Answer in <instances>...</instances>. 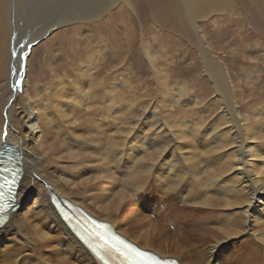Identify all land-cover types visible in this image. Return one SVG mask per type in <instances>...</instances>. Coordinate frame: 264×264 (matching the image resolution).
I'll list each match as a JSON object with an SVG mask.
<instances>
[{
	"label": "bare ground",
	"instance_id": "bare-ground-1",
	"mask_svg": "<svg viewBox=\"0 0 264 264\" xmlns=\"http://www.w3.org/2000/svg\"><path fill=\"white\" fill-rule=\"evenodd\" d=\"M10 1L0 0V132L19 157L21 178L16 211L0 229V264H100L61 220L55 196L109 223L141 249L180 264H264L263 58L251 56L247 71L232 75L202 29L210 17L239 11L237 3L151 0L159 13H170L195 31V54L212 92L201 104V93L186 81L171 82L175 74L168 68L177 59L167 56L162 63L168 43H157L154 50L143 44L155 85L135 106L131 96L120 98V91L140 82L125 63V85L115 75L104 79L117 71L95 60L105 44L88 43L80 76L70 87L57 76L51 85L31 89L26 67L21 89L15 85L30 42L57 26L99 21L119 10L131 38L129 12L137 13L131 0H64L61 8H75L73 14L29 36L16 68L7 69ZM4 140L0 137V153Z\"/></svg>",
	"mask_w": 264,
	"mask_h": 264
},
{
	"label": "rangeland",
	"instance_id": "rangeland-1",
	"mask_svg": "<svg viewBox=\"0 0 264 264\" xmlns=\"http://www.w3.org/2000/svg\"><path fill=\"white\" fill-rule=\"evenodd\" d=\"M131 1L137 12L136 14L129 12V16L132 20L129 27L131 26L133 29L131 38L128 36V27L122 23V18L126 17L125 14L119 15V10H112L111 15L105 13L104 17L99 21H85L81 23L75 21L68 25L57 26L55 30L53 29L50 33L46 34L43 39H40L39 42L33 46L29 58L26 61V75L29 87L32 89V87L34 88L43 82L49 86L52 80H56L59 76L62 80L69 82L67 87H70V85L72 86L75 82V78L80 76L78 72L79 63L86 61L88 43H99L98 45L100 46L105 44L102 47V51L96 54L95 60L99 61L102 65L104 64L108 69L112 66L113 68L116 67L115 69H117V71H115V73H110L114 71L110 70V74L104 76L106 77L104 79L109 80V77L115 75V77L117 76V79H119L118 82H120V85H125L126 71L123 70V63H125L133 71V79H136V81L138 79L140 82L133 84L129 89L120 91V98L125 95L131 96L135 99V106H138L139 103H137V101H145L146 99H144V96L149 94L150 91H154L153 86L155 85L154 79H152L153 74L150 73L151 70L149 69L151 67H149L144 50L142 49L143 44H150L151 50H154V46H157V43H170L166 46L168 48L166 51L167 53H163V56H165L163 59L165 61L163 59H160V61L163 60L162 63H165L167 56L170 58L173 56L174 59H177L175 67L171 69L168 68L169 73L175 74V78L171 82L176 81V83H180L186 81L184 83H187L188 87L192 91L194 90L196 95L201 93V99H203L201 100V104H203V95L206 96L210 94L212 92V87L204 72L199 56L195 54L194 48L196 47L197 37L193 28L188 24L183 26L176 19L169 17L168 15H170V13H159L160 8L158 7L159 10L156 9L157 5L154 1ZM25 2L26 4H24ZM63 2L64 0L10 1V7L13 8L11 17L13 16V18H11V22L9 21L11 33L9 34L8 40L5 41V43L9 42L7 45L8 49L5 53V58L7 59L6 66L9 65L8 67H10H7V69H11L12 67L16 68L15 65H17L18 53L21 49L23 50L26 47L28 41L37 36L45 25L52 21L53 23L58 21L61 22V17L63 19L73 14V11L76 9H70L67 7L68 5L61 8ZM65 3L66 2H64V4ZM152 3L155 5V8L152 6ZM234 3H237L239 11H232L233 13L230 10L227 11L220 16L222 20L218 15L210 17L204 22L205 26L203 25L202 28L204 29L203 34L205 35L206 43L209 44L214 56L222 60V62L228 66L232 75H236L237 72L243 68L247 71L248 68L247 66L245 67L244 64L245 62H250L251 58H263L264 62V48L262 47L264 46V3H262L261 0H234ZM67 13H69V15ZM17 18L20 20H17ZM155 22L161 26L162 31L156 27L154 24ZM22 24L26 25L23 26ZM36 27L38 30H36ZM13 28L15 30L17 28V30L15 31ZM29 36L32 38L30 37V39ZM143 39L145 43L142 41ZM130 43L134 44L131 45ZM154 43L155 45H153ZM13 50H15V52ZM172 50L174 52H172ZM15 59L17 61H15ZM11 63L13 64L11 65ZM46 63L49 65H46ZM252 68H254V66H252ZM259 70L263 72L261 77L264 79V66L261 69L259 68ZM241 73L238 75L241 76ZM252 74H254V72ZM172 91H174L173 85H171V92ZM137 108L139 109V107ZM187 178L193 179V173H188ZM192 185V183L189 185L191 190ZM177 195L170 196L174 204L178 203ZM171 227L174 228V226Z\"/></svg>",
	"mask_w": 264,
	"mask_h": 264
},
{
	"label": "snow or ice",
	"instance_id": "snow-or-ice-1",
	"mask_svg": "<svg viewBox=\"0 0 264 264\" xmlns=\"http://www.w3.org/2000/svg\"><path fill=\"white\" fill-rule=\"evenodd\" d=\"M28 58L27 53L21 57L23 61ZM0 137L5 138L4 152L0 153V228H3L7 218L17 208L21 172L12 164L13 157L8 152L7 134L0 132ZM73 231L101 264H112L116 259L119 264H168L167 261L157 259L155 255L113 235L106 224L97 223L94 219L89 220L86 225H80L79 231L75 228Z\"/></svg>",
	"mask_w": 264,
	"mask_h": 264
},
{
	"label": "water",
	"instance_id": "water-1",
	"mask_svg": "<svg viewBox=\"0 0 264 264\" xmlns=\"http://www.w3.org/2000/svg\"><path fill=\"white\" fill-rule=\"evenodd\" d=\"M48 33H50V32H48ZM38 42H39V40L36 41V42H30V44H29V46H28V50H27V54H28V56H29V54L31 53V50H32L33 46H34L36 43H38ZM23 71H24L23 69H20L19 79H18V80L16 81V83H15V85H16L17 88H19V89H21V87H22V83H23V74H22Z\"/></svg>",
	"mask_w": 264,
	"mask_h": 264
}]
</instances>
